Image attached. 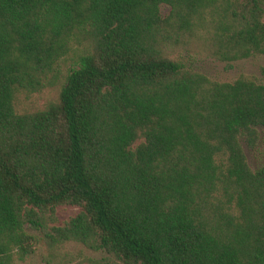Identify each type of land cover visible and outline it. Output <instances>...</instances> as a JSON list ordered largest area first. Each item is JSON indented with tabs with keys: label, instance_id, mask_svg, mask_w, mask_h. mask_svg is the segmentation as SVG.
Returning <instances> with one entry per match:
<instances>
[{
	"label": "trees",
	"instance_id": "obj_1",
	"mask_svg": "<svg viewBox=\"0 0 264 264\" xmlns=\"http://www.w3.org/2000/svg\"><path fill=\"white\" fill-rule=\"evenodd\" d=\"M196 37L223 62L264 56V8L0 0V264H69L71 242L104 254L85 264H264V163L244 151L264 128V84L171 57ZM62 205L79 212L50 226Z\"/></svg>",
	"mask_w": 264,
	"mask_h": 264
},
{
	"label": "rangeland",
	"instance_id": "obj_2",
	"mask_svg": "<svg viewBox=\"0 0 264 264\" xmlns=\"http://www.w3.org/2000/svg\"><path fill=\"white\" fill-rule=\"evenodd\" d=\"M262 8H264V0H257ZM169 7L160 6V14L162 17L167 16ZM171 57L179 58L184 64L199 73L204 74L212 81L232 82L240 75H248L254 77L259 83L264 84V56L258 55L252 58L223 62L214 59L207 50V43L203 38H184L181 44L176 47ZM59 86L46 88L43 91L20 97L17 100L19 109L33 111L41 108L46 102L54 99L57 95ZM140 141L136 142V145ZM247 163L252 170L258 169L264 163V128L259 129V141L253 150L244 148ZM79 212V208L73 205H62L55 208L54 222L50 226L60 227L75 217ZM61 253H69L75 259L69 264H76L82 261L85 264L86 259H99L103 257V253L94 252L86 249L77 243H67L62 246ZM43 264V263H36Z\"/></svg>",
	"mask_w": 264,
	"mask_h": 264
}]
</instances>
